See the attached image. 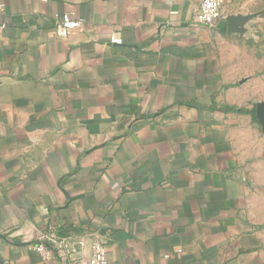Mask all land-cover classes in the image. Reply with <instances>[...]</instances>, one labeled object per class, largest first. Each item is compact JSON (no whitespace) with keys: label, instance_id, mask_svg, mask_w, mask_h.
Listing matches in <instances>:
<instances>
[{"label":"crops","instance_id":"obj_1","mask_svg":"<svg viewBox=\"0 0 264 264\" xmlns=\"http://www.w3.org/2000/svg\"><path fill=\"white\" fill-rule=\"evenodd\" d=\"M200 2L0 0V264H264V76Z\"/></svg>","mask_w":264,"mask_h":264},{"label":"built area","instance_id":"obj_2","mask_svg":"<svg viewBox=\"0 0 264 264\" xmlns=\"http://www.w3.org/2000/svg\"><path fill=\"white\" fill-rule=\"evenodd\" d=\"M225 4L226 0H201L194 15V21L202 26L210 28L218 27L228 16ZM59 19L57 25L58 35L59 37H67L76 27V21H74L68 13L59 16ZM110 42L122 43V38L117 34H114L110 37ZM79 242L80 244L84 243L82 240ZM34 248L41 254L46 263L53 257L54 251L57 249L60 251L65 250V264H72L70 256L74 252V249L70 248L68 240H65V238H59L52 232L41 231L34 244ZM91 248V255L87 258L80 259L78 264H108L106 249L102 242L98 240L93 241Z\"/></svg>","mask_w":264,"mask_h":264},{"label":"rangeland","instance_id":"obj_3","mask_svg":"<svg viewBox=\"0 0 264 264\" xmlns=\"http://www.w3.org/2000/svg\"><path fill=\"white\" fill-rule=\"evenodd\" d=\"M225 9L229 15L248 17L241 32L248 35L251 58L258 68V76L262 78L264 76V0H226Z\"/></svg>","mask_w":264,"mask_h":264},{"label":"water","instance_id":"obj_4","mask_svg":"<svg viewBox=\"0 0 264 264\" xmlns=\"http://www.w3.org/2000/svg\"><path fill=\"white\" fill-rule=\"evenodd\" d=\"M248 17L228 15L226 21L229 25L230 32H241ZM256 118L259 121L262 131L264 132V100H260L255 104Z\"/></svg>","mask_w":264,"mask_h":264},{"label":"trees","instance_id":"obj_5","mask_svg":"<svg viewBox=\"0 0 264 264\" xmlns=\"http://www.w3.org/2000/svg\"><path fill=\"white\" fill-rule=\"evenodd\" d=\"M253 113L255 114V109L253 110Z\"/></svg>","mask_w":264,"mask_h":264}]
</instances>
